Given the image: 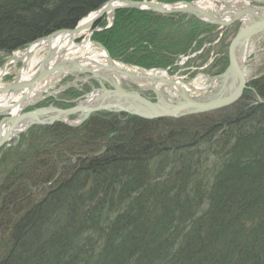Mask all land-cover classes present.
<instances>
[{
  "label": "trees",
  "instance_id": "obj_1",
  "mask_svg": "<svg viewBox=\"0 0 264 264\" xmlns=\"http://www.w3.org/2000/svg\"><path fill=\"white\" fill-rule=\"evenodd\" d=\"M108 1L0 0V54L73 29ZM210 31L187 16L120 10L92 40L116 62L166 69L200 36L195 51L210 44ZM212 66L220 74L227 59ZM247 87L217 111L149 121L98 114L6 150L0 264H264V74Z\"/></svg>",
  "mask_w": 264,
  "mask_h": 264
},
{
  "label": "water",
  "instance_id": "obj_2",
  "mask_svg": "<svg viewBox=\"0 0 264 264\" xmlns=\"http://www.w3.org/2000/svg\"><path fill=\"white\" fill-rule=\"evenodd\" d=\"M214 1L218 3L212 8L194 3L109 0L92 13V19L86 24L81 26L79 23L73 29L61 30L37 40L36 42L45 44L46 48L33 66L30 76L23 79L22 73L28 56L23 60L13 81L0 87V156L6 149L14 147L21 139L28 138L35 131L55 123L78 128L98 113L127 114L144 120L179 119L213 112L237 102L247 85L243 70L251 40L264 32V0H245L246 6L232 9H228L229 6L224 0ZM222 2L224 5L221 7L218 4ZM118 10L150 12L162 16H189L208 26L217 27V33L220 34L239 24L227 49V68L222 74L209 79L211 87L208 94L203 96V100L197 102L183 97L179 102L171 104V98L176 94L173 87L184 90L177 79L158 76V70L147 72L123 68L114 63L107 51L98 44L95 45L105 54L111 72H107V68L97 62L90 65L80 64L73 58L67 59L72 64L71 68H66L60 63L57 67L51 66L53 61L66 58V49L58 46L62 39L75 37L84 31H89L91 36L94 32L91 29L102 17L106 16L111 25ZM67 76H82L97 88L92 85L90 92L75 99L70 108L41 105L44 100L53 98L58 92L57 90L47 93V90ZM41 84L43 85L35 96L34 92ZM218 85L220 88L215 89ZM144 91L151 93L153 99L144 97ZM179 95L184 96V91ZM115 102L119 105H113ZM14 109H17V113L12 115ZM119 129L114 128L108 133L106 143Z\"/></svg>",
  "mask_w": 264,
  "mask_h": 264
},
{
  "label": "bare ground",
  "instance_id": "obj_3",
  "mask_svg": "<svg viewBox=\"0 0 264 264\" xmlns=\"http://www.w3.org/2000/svg\"><path fill=\"white\" fill-rule=\"evenodd\" d=\"M204 4H206V6L208 7H212L214 6L216 3L214 0H203ZM224 2L226 4H228L229 8L228 9H232V8H238V7H242V6H246V1L245 0H224ZM220 3L218 5H220L222 7V5H224L223 3ZM92 15L88 16L87 18H85L79 25H83L86 24L89 20L92 19ZM86 36V37H85ZM88 36L89 33L88 31H84L82 34H80L79 36H75L72 38H64L62 39L60 42V44L58 45L59 47H61V49H66V54H65V60H60L57 59L55 61H53L51 63V66H59L60 64H63V66H65L66 68H71L72 64L70 61H68V58H73L74 60H76L77 63L80 64H87L90 65L93 62H97L98 64L102 65L104 68H107L106 71L107 72H111V70L108 68V63H107V58L105 56V54L94 44H92L90 42V40H88ZM78 37H83V40L79 43L75 42V39ZM58 47V48H59ZM46 48V45L43 43H39V42H33L31 45H29L26 50H24L23 53H17L15 54V58L17 59H26L28 56V58L26 59L27 64L25 66V69L23 70L22 73L23 74V79L27 78L30 76V72L28 71V69L32 68L33 64L35 65L38 57L41 56L44 52ZM80 59V60H78ZM60 63V64H59ZM2 71H0V77L2 76ZM43 84H41L34 92L35 96L37 95L38 91L40 90V87ZM180 87H182L184 90L185 95L184 96H180L179 94H182L183 91L180 90L177 86H174L173 88H175V92L176 94H174V96L171 98L170 103L172 104L173 102H179V100L183 99V97L193 100V101H201L204 99L203 96L208 94L209 90L203 89L202 85H198V84H189L188 86H183L182 84H179ZM215 87V86H214ZM181 88V89H182ZM219 85L215 88V89H219ZM190 91V92H188ZM3 104V103H2ZM111 104V103H110ZM113 105L118 106L119 103H114ZM17 113V109H14L12 112V115H15ZM9 131V129H7Z\"/></svg>",
  "mask_w": 264,
  "mask_h": 264
},
{
  "label": "rangeland",
  "instance_id": "obj_4",
  "mask_svg": "<svg viewBox=\"0 0 264 264\" xmlns=\"http://www.w3.org/2000/svg\"><path fill=\"white\" fill-rule=\"evenodd\" d=\"M147 1H156V0H147ZM189 1H192V0H185V2H189ZM194 1L197 2V1H202V0H194ZM157 2L161 3V1L159 0H157ZM166 17H171V16H166ZM101 19H103L102 22L105 23L104 28L110 27V22L107 20L106 16L102 17ZM236 29H237L236 26L230 28L227 31V33L224 35L223 39L220 40L218 44H213L210 48H208L207 57L204 61L203 60H196V61L191 60L189 62H186L184 66H182L181 64L179 66H182V67H178V71L175 74L179 77H184L186 82L194 80L199 75L210 76L214 70L205 69L201 71L200 69H198L195 72L194 70H187V68L196 69L199 66H203L204 64L209 63L210 59L212 61L213 60L216 61L217 59V62H220L222 61L223 58H226V52H227L229 42L233 38L236 32ZM81 41L82 39H80V42ZM76 43H79V40L76 41ZM204 45H207V43ZM19 52H22V51H19ZM6 58H7L6 56H3V55L0 56V66L3 64ZM19 64L20 63L15 64V65H10V67L7 70L8 74L13 77L20 66ZM263 74H264V33L253 38L251 42L250 50L248 53V59L245 64V70H244L245 79L247 81L258 79ZM79 89L80 87L76 88V90H79Z\"/></svg>",
  "mask_w": 264,
  "mask_h": 264
},
{
  "label": "flooded vegetation",
  "instance_id": "obj_5",
  "mask_svg": "<svg viewBox=\"0 0 264 264\" xmlns=\"http://www.w3.org/2000/svg\"><path fill=\"white\" fill-rule=\"evenodd\" d=\"M94 87L96 88L97 86L94 84ZM251 104V101L247 102L246 108Z\"/></svg>",
  "mask_w": 264,
  "mask_h": 264
}]
</instances>
